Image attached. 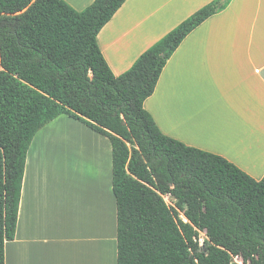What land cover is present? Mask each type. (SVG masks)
<instances>
[{
    "label": "trees",
    "instance_id": "obj_1",
    "mask_svg": "<svg viewBox=\"0 0 264 264\" xmlns=\"http://www.w3.org/2000/svg\"><path fill=\"white\" fill-rule=\"evenodd\" d=\"M125 1L77 12L63 0H0V264L30 144L60 116L109 141L116 264H264V177L165 136L143 108L182 41L231 0L202 6L114 76L96 37Z\"/></svg>",
    "mask_w": 264,
    "mask_h": 264
},
{
    "label": "crops",
    "instance_id": "obj_2",
    "mask_svg": "<svg viewBox=\"0 0 264 264\" xmlns=\"http://www.w3.org/2000/svg\"><path fill=\"white\" fill-rule=\"evenodd\" d=\"M63 1L77 12L93 2ZM211 1L126 0L96 37L112 74L126 72L152 44ZM143 108L165 136L220 156L255 181L261 180L264 0H231L224 11L193 30L167 61ZM60 117L84 127L86 137L92 135L100 163L111 157L105 137L67 116ZM39 131L27 152L14 238L4 244V264H116V205L111 175L108 185L98 186L99 208L91 203L81 205L77 196L75 207L69 210L65 204L71 201L73 188H66L65 197L53 184L61 178L41 172L45 165L40 150L47 142ZM76 152L83 157L82 147ZM79 177L83 176H67L68 185L74 179L75 193ZM102 189L108 195L105 222Z\"/></svg>",
    "mask_w": 264,
    "mask_h": 264
},
{
    "label": "rangeland",
    "instance_id": "obj_3",
    "mask_svg": "<svg viewBox=\"0 0 264 264\" xmlns=\"http://www.w3.org/2000/svg\"><path fill=\"white\" fill-rule=\"evenodd\" d=\"M41 130L40 131L45 136L43 142H47L45 148L40 150V154H42L41 159L43 161V164L45 165V167L42 168L41 172L45 171L49 174H53L55 177L61 178L57 182H53V184L55 185V190L60 191L61 194H64L65 197L67 196L66 188H68V186H70L69 188L71 189L73 188V190L71 191L72 193H69L71 201H68L65 204V207L69 210H72L75 207V203L77 202L76 197L78 196V200L81 205L83 202L88 205L91 203L92 206L95 207L96 205V207L99 208L101 193L98 191V186L100 184L102 188L109 183L111 175L110 155L107 154L109 156L108 160L105 158L100 163L99 156L97 157V149L91 141L94 140L92 135H89V138L86 137L88 131H86V129L84 127H81L78 123H75L67 119L66 117H59L51 121ZM73 139L78 140L79 144L74 145ZM80 147H82L84 157L76 152V150ZM90 163H92V165H90ZM69 173H77L78 175L83 176L78 178L79 186L76 193L74 179L70 181L71 185H68L67 176ZM85 181L87 182L88 186L85 185ZM102 190L103 193H105V196L102 199L103 218L105 222V218L107 217V212L105 210V198L107 193L104 189ZM111 196L112 195H110V197ZM79 197L81 198V201ZM164 200L168 205H173L172 199L165 197ZM183 222L184 224L187 223L185 219L183 220ZM205 239V235L203 233H200V244ZM234 261L240 262L237 259H234Z\"/></svg>",
    "mask_w": 264,
    "mask_h": 264
},
{
    "label": "bare ground",
    "instance_id": "obj_4",
    "mask_svg": "<svg viewBox=\"0 0 264 264\" xmlns=\"http://www.w3.org/2000/svg\"><path fill=\"white\" fill-rule=\"evenodd\" d=\"M85 154V153H84ZM86 155H88V154H86ZM91 155V154H90ZM84 157V156H83ZM70 163V162H69ZM78 169V168H77ZM72 172H73V170H72ZM80 176V175H79Z\"/></svg>",
    "mask_w": 264,
    "mask_h": 264
}]
</instances>
